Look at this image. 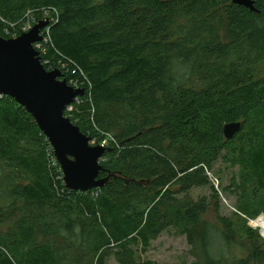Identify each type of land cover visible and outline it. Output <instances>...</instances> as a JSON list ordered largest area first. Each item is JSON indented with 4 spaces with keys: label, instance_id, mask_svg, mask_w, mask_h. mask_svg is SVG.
<instances>
[{
    "label": "trees",
    "instance_id": "1",
    "mask_svg": "<svg viewBox=\"0 0 264 264\" xmlns=\"http://www.w3.org/2000/svg\"><path fill=\"white\" fill-rule=\"evenodd\" d=\"M253 1L256 10L232 0H0L4 37L1 18L58 9L50 53L89 81L68 117L114 138L105 185L68 189L34 117L0 96V224L13 219L0 230V264H152L138 248L169 229L197 256L179 264H264V238L221 214L207 174L220 159L239 165L226 188L245 196L248 214L264 211V0ZM232 121L242 127L227 139ZM209 185L210 198L191 196ZM242 241L245 256L227 255Z\"/></svg>",
    "mask_w": 264,
    "mask_h": 264
},
{
    "label": "water",
    "instance_id": "2",
    "mask_svg": "<svg viewBox=\"0 0 264 264\" xmlns=\"http://www.w3.org/2000/svg\"><path fill=\"white\" fill-rule=\"evenodd\" d=\"M256 10L253 0H232ZM49 20H41L18 37L0 35V95L14 98L34 117L46 135L62 170L68 189L89 191L101 188L108 177H101V160L107 148L90 144V136L65 115L66 108L84 88H74L59 70L48 71L34 43L42 40L41 31ZM242 127V122L224 125L227 139Z\"/></svg>",
    "mask_w": 264,
    "mask_h": 264
},
{
    "label": "rangeland",
    "instance_id": "3",
    "mask_svg": "<svg viewBox=\"0 0 264 264\" xmlns=\"http://www.w3.org/2000/svg\"><path fill=\"white\" fill-rule=\"evenodd\" d=\"M39 14L31 12L29 17H38L43 13L41 10ZM239 165L233 166L223 159L216 162L212 169H209L207 174L211 180L212 185L217 190V194L220 201V211L221 214L232 218L233 222L237 226H249L254 229L262 238H264V231L262 226H252L250 224L249 218L256 219L258 222H262V217H264V211H261L255 216L248 214L245 210L240 207L239 201H244L245 196H238V192H235L234 187L228 190L226 187L231 185L232 178L239 179L238 177ZM212 185L194 187L191 190V196L194 199H199L202 196L208 198L211 197L213 193ZM244 197V198H243ZM246 199V198H245ZM247 203H244V207ZM244 215L248 216L244 217ZM206 219L215 222L213 206H211L210 211ZM261 218V219H260ZM9 221L2 222L0 224V230H6L10 225L12 218H8ZM263 232V233H262ZM248 242H251L248 239ZM244 245L238 244L239 246H232L227 248V255L229 256H239L243 257L246 255V250H248V244L246 241H242ZM241 246V247H240ZM229 253V254H228ZM137 257L139 260H149L152 264H179L180 262H193L197 260V256L192 252V246L189 244L186 235L176 234L174 229H169L163 231L160 236L152 241V246L147 250V252L142 253L141 246L138 248ZM218 256V255H214ZM108 264H121L115 257L111 256L108 259Z\"/></svg>",
    "mask_w": 264,
    "mask_h": 264
},
{
    "label": "built area",
    "instance_id": "4",
    "mask_svg": "<svg viewBox=\"0 0 264 264\" xmlns=\"http://www.w3.org/2000/svg\"><path fill=\"white\" fill-rule=\"evenodd\" d=\"M43 13L39 15L38 17H32V19L29 17V14L33 11L36 14H39L40 12ZM59 17V12L57 8H41L39 9V12H36L35 10H29L21 19L10 22L3 18L1 20L4 22V35L7 38H14L18 37L20 34L24 32H28L33 28V26L41 20H49V24L41 31L42 40L35 42L34 48L38 51L41 62L43 66L48 70H56L59 69L63 76L61 79H66L67 83L71 85L74 88H84L85 89V82L88 81L85 73L82 70L75 69L74 65L70 61L64 60L62 57H60L58 54L59 52L56 51V53H50V50L54 47L52 36H51V26L57 21ZM58 55V56H57ZM86 91V90H85ZM85 93V92H84ZM1 97L4 95H0ZM82 95H78L75 100L69 104L66 108L65 115L72 116V111L76 109V104H79L82 100ZM98 131L101 134H105L104 137H101L100 135L90 136L91 131L88 130L87 135L90 136V144L92 145H102L103 147H108L111 145V141L114 140L113 136L109 133L103 132L100 129ZM50 162L51 164L55 166H59L52 147L49 154ZM104 158L101 160L103 161ZM63 178V173L61 175ZM244 217H247L244 215ZM261 219V218H260ZM250 224L252 226H258V221L256 219L249 218ZM262 221H264V217H262ZM263 230V229H262ZM264 231V230H263ZM263 233V232H262ZM264 234V233H263Z\"/></svg>",
    "mask_w": 264,
    "mask_h": 264
},
{
    "label": "bare ground",
    "instance_id": "5",
    "mask_svg": "<svg viewBox=\"0 0 264 264\" xmlns=\"http://www.w3.org/2000/svg\"><path fill=\"white\" fill-rule=\"evenodd\" d=\"M257 224H258V226L261 225L262 226V229L264 230V221H263V223L262 222L261 223L258 222Z\"/></svg>",
    "mask_w": 264,
    "mask_h": 264
}]
</instances>
